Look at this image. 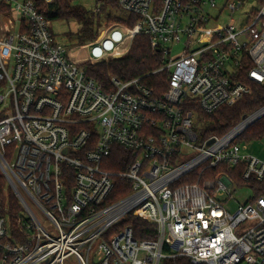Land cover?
Here are the masks:
<instances>
[{
  "label": "built area",
  "instance_id": "2783aa9c",
  "mask_svg": "<svg viewBox=\"0 0 264 264\" xmlns=\"http://www.w3.org/2000/svg\"><path fill=\"white\" fill-rule=\"evenodd\" d=\"M117 2L123 22L101 33L111 39L66 50L34 0H0V173L18 205L12 218L0 201V264H264V160L240 143L264 130V106L222 134L195 129L199 112L253 94L243 72L264 86V2L242 29L216 14L241 12V0ZM138 36L159 69L107 83L87 74ZM162 72L158 94L145 80ZM241 189L253 197L229 209ZM139 220L155 239L135 237Z\"/></svg>",
  "mask_w": 264,
  "mask_h": 264
},
{
  "label": "trees",
  "instance_id": "16d2710c",
  "mask_svg": "<svg viewBox=\"0 0 264 264\" xmlns=\"http://www.w3.org/2000/svg\"><path fill=\"white\" fill-rule=\"evenodd\" d=\"M40 11L53 23L57 21H76L80 25L79 31L72 37L76 39V46H85L96 41L102 31L101 16L103 13L118 10L117 0H96L97 7L94 11H88L81 6L79 0H53L52 4H46L44 0H34ZM264 0H258L259 5H262ZM108 25L122 23V18L112 17L110 15L106 19ZM75 46V47H76ZM162 66L161 55L154 54L151 50L149 38L146 36H138L133 42L131 51L127 56L120 59H111L109 62H102L97 65L88 64L87 74L101 83H107L109 75H114L121 80H131L134 78H144L153 71H156ZM252 68L249 64L244 71ZM145 79V78H144ZM240 80L248 83L253 87V94L240 101L232 108L223 107L217 110L212 115H207L199 112L200 118L208 124L207 132L222 134L236 125L241 118L246 114L253 112L264 106V86L250 83L243 72V77ZM150 84V87L156 89L158 94H161L164 88L168 85L167 73L162 72L150 76L145 80ZM255 129L250 130L251 137H260L259 135H251L255 130H262V123H259ZM258 128V129H256ZM212 177H215L213 175ZM0 201L10 207L12 218L15 217L13 212L18 210L16 199L9 192L7 182L4 176L0 173ZM137 239L152 240L156 238V226L149 224L146 221H137L136 225ZM173 264H188L184 259H178Z\"/></svg>",
  "mask_w": 264,
  "mask_h": 264
},
{
  "label": "rangeland",
  "instance_id": "374dc122",
  "mask_svg": "<svg viewBox=\"0 0 264 264\" xmlns=\"http://www.w3.org/2000/svg\"><path fill=\"white\" fill-rule=\"evenodd\" d=\"M235 1L236 0H217L220 8L221 7L223 8L225 7L226 4L228 3L230 4ZM241 1L243 2L244 6L241 12L239 13H233L231 10L228 11L227 9L224 11L216 12V14H219L220 12H222V14L220 15L219 21L217 22L219 26H222V27L228 26V24L231 23V19H233L239 29H242L245 27L248 16L252 13L253 10L259 9L260 5L258 3V0H241ZM78 3L84 8H86L88 11H94L96 10V7H97L96 0H79ZM110 15H112V17L114 16L118 17V16H122L123 12L120 9H118L112 12L103 13L101 16L102 29H106L110 26H113V25H108V22L106 23V19ZM52 27H53L54 34L56 36V41L59 45L64 47L66 50H69L76 46L77 44L76 39L72 38L74 34H76L80 29V25L76 21H73V20L57 21L52 24ZM87 55L88 53L87 51H85L82 54L81 59H83L84 57H87ZM195 129L201 135H206L207 130H208V124L205 121H203V119L200 118ZM246 136L248 137V139L246 140L242 139L240 140V143L242 145H247L248 147L247 153L264 160V139L251 141L249 134H246ZM251 197H253V192L251 190L249 189L238 190L237 192L233 194L232 199L230 200L229 209L235 210L239 205H243L249 202ZM71 264H76V263L72 261Z\"/></svg>",
  "mask_w": 264,
  "mask_h": 264
},
{
  "label": "bare ground",
  "instance_id": "6f19581e",
  "mask_svg": "<svg viewBox=\"0 0 264 264\" xmlns=\"http://www.w3.org/2000/svg\"><path fill=\"white\" fill-rule=\"evenodd\" d=\"M118 30V29H117ZM101 37V38H100ZM112 37V29L109 32H104L103 34H100L99 41L96 45H99V43H102L104 39ZM130 37L127 35V38H123L122 43L120 45H114V48L112 49L111 53L119 55V53L125 49L129 44ZM85 52V48H75L72 51V57L77 60L78 62H85L87 57H84L81 59L82 54Z\"/></svg>",
  "mask_w": 264,
  "mask_h": 264
},
{
  "label": "water",
  "instance_id": "95a60500",
  "mask_svg": "<svg viewBox=\"0 0 264 264\" xmlns=\"http://www.w3.org/2000/svg\"><path fill=\"white\" fill-rule=\"evenodd\" d=\"M121 57L120 56H116L115 59H120Z\"/></svg>",
  "mask_w": 264,
  "mask_h": 264
}]
</instances>
